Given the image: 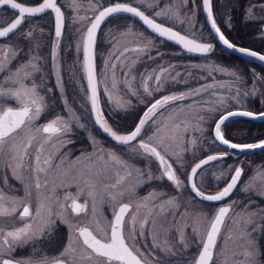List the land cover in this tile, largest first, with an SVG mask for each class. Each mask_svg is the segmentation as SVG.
Segmentation results:
<instances>
[{
    "label": "rangeland",
    "instance_id": "1",
    "mask_svg": "<svg viewBox=\"0 0 264 264\" xmlns=\"http://www.w3.org/2000/svg\"><path fill=\"white\" fill-rule=\"evenodd\" d=\"M109 1L111 0H75V3H73V0H57V3L62 8L64 16L62 35L56 38L51 33L50 46L46 54H39L37 51L40 46L39 42L41 35L44 34L45 30L35 20L25 17L22 25L11 37L7 39L5 37L0 38V55H2V49L5 45L18 50L16 59L9 63L7 69L0 71V83H2L5 77L11 72H14L20 64L26 63L30 59L33 60L38 70L33 71L32 76L29 80L25 81V83L29 85L35 84L37 86V91L45 98L44 103L46 105V111L42 114L41 118L35 122L36 125L39 126L45 122V120H52L57 116L68 120L72 117V114H75L76 117L80 118L79 123L84 124L85 128L81 129L73 125L72 133L67 136V139L73 141L75 139V132L79 130L87 142L86 146L78 145L76 148L73 143L67 144L64 147H61L59 142L55 143L54 146L53 144H45L41 154V160L52 155L53 165H56L59 164L61 158H64L65 154H67L64 159L63 169L70 172V175L63 178L71 180L82 167L81 162H77L74 165L72 162L76 161V158L79 157L82 152L91 153L93 151L89 140V133H91L98 142L99 147H102L105 153L104 160L95 161L96 167L102 173L99 177V182L101 184H114L117 179V173L123 176L127 171V169L107 160L106 154L109 151L115 152L120 159L126 161L129 166L139 168L145 172V176L143 177L145 182L136 189L135 194L131 197L125 196L121 199V201H125L132 205L130 212L126 214L125 217L126 223L124 225V233L128 238L127 242L130 245H134V250L138 248L140 252L143 253L140 257L151 264H190L199 245L197 241H201L208 220H210L215 210V206L213 204H206L202 200L195 198L188 191L185 182L187 170L196 158L218 149L212 142L210 136V127L217 113L234 107L245 108L252 111L260 110L253 108L251 104L256 103L259 106L264 104V75L256 67L253 68L249 66L241 69L239 67L236 68V66L225 65L220 60L214 59L212 55H210L211 53H206V56L205 54H198L195 56L190 52L181 51L179 49H169L161 43L159 38H156L136 24L131 15L127 18L129 19L127 22L120 25L110 24V20H106L105 23L100 25L97 30V32L99 31L98 37L95 39L94 67L100 110L110 126L111 124L105 115L108 114L110 110L120 109V107L114 103L116 99L122 97L124 100L130 101V104H127L123 108L131 106L132 103L136 101L143 102L144 108L141 114V117H143L144 112L147 111L148 107H150L155 100L168 95H178L180 93L188 94L187 99L172 102L165 108L160 109L159 113L154 118V122L149 121V123L145 125V131L142 132L141 138L146 139L147 136L152 135L156 131L157 125L163 127L164 123H168L169 131L167 135H171L172 125L180 124V131L177 134V138L174 141L171 139L166 140L165 143L167 145V152L172 154L166 156V159H168L169 163L173 164L174 169H179L177 175L180 177L181 181H183L182 187L176 189L171 183L172 189L170 190L162 187H154L149 183L151 180H147V173L150 171L153 175H159V163L154 159L137 156L132 152L131 147L117 144L99 133L89 113L83 75L81 42L85 27L91 17L103 5L109 3ZM125 1L142 11H147L151 17L165 22L174 28H178L187 35L196 39L205 40L207 38L206 32L202 30L203 25L201 20L197 21L194 15L193 0ZM250 1L251 0H249L248 3L251 9L253 7H258V4L253 5L254 3ZM214 3L217 14L224 18L228 16L232 6L235 5V0H214ZM169 9H171L174 15H164V12ZM157 12H161V15L156 16L155 14ZM2 13L3 11L0 10V25L4 24L12 17L11 15L5 18ZM254 18H258V21L253 20L249 22L258 23L264 21V15L260 13L254 15ZM225 21L226 20L223 22ZM29 32H31V36L27 35ZM259 32L261 33V31ZM261 35H263V33ZM148 40H151L152 43L143 54L131 51L124 54V57L121 58L123 60V66L120 61L115 59V56L119 55L125 48L132 49L146 43ZM54 46L55 57H53ZM113 63L117 65L115 74L118 83L116 92L113 93L110 98L109 92L112 91L113 73L111 65ZM161 68L166 69V72L163 74L162 80L158 86L153 74L159 73ZM129 69L130 75L125 76V73L129 72ZM215 69H220V71ZM224 70H227V73H235L236 75L226 74ZM148 76H152V79L148 80L151 95L144 92L142 83L143 79ZM237 77L240 79L237 80ZM125 81L131 83L137 95H131ZM65 83H68V86H66ZM220 84L224 86L220 87ZM208 85H212V87H208ZM52 87L56 96L50 95V89ZM157 88H159V90H157ZM67 89L69 92H67ZM238 89L239 95H237ZM192 90L199 91L194 94ZM245 93H248V95H245ZM221 98L225 101L224 106L214 103ZM248 100L251 101V104ZM54 101H58V104H55ZM7 106L15 107L16 105L14 102L8 101ZM210 107L217 108V111L209 112L200 110ZM45 114H48V117L42 119ZM169 116L172 117L171 120H168ZM198 116H203L204 120L199 121ZM186 123H191L192 125L198 123L202 131H196L193 127H189L185 131L184 125ZM118 132L120 134L126 133L125 131ZM35 135L36 140L33 141L32 147L29 149L30 162L33 164L35 163L34 156L36 148L43 139L42 134L35 133ZM192 141H195V143H192ZM24 142H27L26 137ZM136 144L137 142H133L132 147H135ZM176 153L180 154L179 160L176 158ZM245 156L239 157V155H231V157H229L230 167L228 169H226L227 167H224L223 162L218 159L210 161L208 164L198 169L196 176H194L195 183L201 185L200 188H202V186H209L210 183L211 185L219 184L228 176L233 166L237 163H241L243 167L242 177L238 187L233 191L230 197L225 200L229 205H232L233 201H238V203L234 205V211L229 213L225 218L224 224L221 226L216 247L213 250L212 264H244L245 258L242 253L246 248H249L247 241L242 238L246 227L244 223L246 217L237 216L236 213H243L245 205H248L251 211L264 209V202L262 204L257 199L261 198L264 200V198L256 195L254 192L241 191L246 182H248L257 171L264 172V156L256 159L247 157L243 160ZM4 175H7V183L10 188L16 189L17 191L11 192L8 187H4L3 179H0V187H4V191L9 195H23V191L18 181L13 179L11 171L4 169L3 165L0 164V177ZM136 175V172L133 171L132 177H130L127 182L135 183ZM39 178L41 183L40 192L46 193L48 188L51 187V182L54 178L53 173L51 171L40 173ZM45 180L49 181L47 186H45ZM256 183L259 187L262 181L257 180ZM153 190L157 193H165V195L161 197L162 200L175 197L178 207H169L167 211H160L159 208H154L152 210L153 215L149 218V223L145 225L143 235H137L135 241H133L127 221L130 219L131 213L136 211V206L142 201V198ZM65 191L75 194L76 187L72 186L67 189L58 190L61 195H63ZM36 196V190L33 189V209L36 205ZM83 201L84 197H81L80 202L83 203ZM249 201H251V203H249ZM156 203L158 202L151 201L149 206ZM139 211L140 217L143 218V216L148 213V208H140ZM99 212L102 214V218L97 217V219L100 220L101 227L107 229L113 209L109 204L105 203L99 207ZM201 213L207 214V219L204 215H199ZM69 217L73 219V222L86 225L93 230L94 233L96 232L97 225L92 216L91 201H89V206L85 213L72 217L69 210ZM0 223H2L5 228L10 229L20 226L22 222L17 215L13 218H5L3 221H0ZM65 227L67 231L65 242L56 253L47 254L39 250L36 246L31 248L32 243H29L27 245L30 246L31 250L28 249L21 253L22 255L18 256H15L14 252L11 254V257L18 259L34 257V259L39 260L45 255L48 257L58 255L59 252L62 251L64 245L68 243L69 230L67 225H65ZM193 228L198 229L199 236L194 235ZM247 230L251 232L252 226H247ZM137 232H139L138 225ZM181 233L184 239L183 244L181 243ZM97 234L99 235V233ZM262 237H264V230L252 233V238L255 240L259 251L258 264H264V250L261 245ZM38 242L39 241L35 242L34 245L38 244ZM154 245L156 246L154 247ZM74 247L77 249L76 255L80 256L82 244L77 241ZM80 264H102V260L101 258L93 257L92 260L81 261Z\"/></svg>",
    "mask_w": 264,
    "mask_h": 264
},
{
    "label": "snow or ice",
    "instance_id": "2",
    "mask_svg": "<svg viewBox=\"0 0 264 264\" xmlns=\"http://www.w3.org/2000/svg\"><path fill=\"white\" fill-rule=\"evenodd\" d=\"M75 3V0H73ZM0 6H7L18 13L17 18L8 23L7 26L0 28V38L10 37L22 25L25 17H33L45 13L46 10H51L55 13V35L59 38L62 35V26L64 16L56 3V0H42L37 6H25L16 0H0ZM203 8L207 13V19L211 24V28L215 31L219 41L222 42L229 49H234L242 54L257 57L259 60L264 61V55L258 54L246 48H238L232 44L217 26L216 20L213 17V12L210 6V0H203ZM251 15L252 9L248 10ZM117 13H127L132 16L138 17L148 28L158 34L160 37H166L170 41H174L181 45L188 52L206 54L212 51L213 46L209 43H201L196 39L189 38L182 35L169 27H164L156 23L154 19L149 18L145 13L137 7L128 4L116 3L114 5L104 7L99 11L98 15L91 22L87 28L86 33L82 38L83 43V68L86 73L87 86H88V100L91 104V113L95 119V124L106 133L114 142L120 145H127L131 147L132 152L137 156H143L148 159H154L159 162L160 174L153 175L150 171L147 173V180H161L166 178L176 189L182 187L183 181L177 175L179 169H174L173 164L168 162L166 156L172 155L167 152L166 140H175L180 131V124H173L171 128V135H167L169 131L168 123H164L163 127L157 125L156 131L147 136L146 139L141 138L142 132L145 131V125L149 121L154 122V118L159 113L160 109L165 108L175 101H182L188 98V94L180 93L178 95L163 96L155 100L154 103L148 107L144 112L143 117L139 119L135 128L127 134H120L114 130L113 127L105 120L104 114L100 110L99 99L97 95V79L93 64L92 49L95 44L96 32L101 23L108 17ZM156 16H160L161 12H157ZM164 15H174L171 9L164 12ZM31 36V32L27 33ZM152 43L148 40L146 43L138 45L132 49L125 48L115 59L120 61L123 66V60L126 52H136L143 54L148 46ZM17 49L10 48L7 45L3 46L2 55H0V71L8 68L9 63L17 57ZM53 57H55V46L53 47ZM35 59V58H34ZM134 63V62H133ZM117 65L113 63L111 68L112 73V91L109 92L110 98L117 90V79L115 69ZM38 70L37 65L33 60H28L26 63L20 64L14 72H11L5 77L4 81L0 83V164L3 168L10 170L13 179L18 181L23 195H9L4 191V187H8L9 191L15 192L16 189H11L7 183V175L0 177L3 179L4 187H0V221L5 218H13L18 215L19 220L22 222L20 226L5 228L0 223V264H80L81 261L92 260L93 257L101 258L102 264H145V261L140 258L143 253L138 248L134 250V245L127 242V237L124 233V225L126 223V214L130 212L132 205L130 203H123L121 199L125 196L131 197L135 194L136 189L140 187L145 181L143 177L145 172L139 168H134L128 165L126 161L113 151H109L106 156L107 160L127 169L126 174L121 176L117 173V179L114 184H101L99 177L102 174L96 167V160H104L105 153L102 147H99L95 137L89 133V140L92 145L93 151L91 153L82 152L74 165L77 162L82 163V167L76 172V175L71 180L64 179L63 177L70 175V172L63 169L64 158H61L60 163L53 165V156L49 155L41 160V154L45 144H53L59 142L61 147L67 144L74 143V141L67 139V136L72 133V126L77 128H85L84 124L79 123L80 118L72 114L68 120L57 116L54 119L44 123L43 125H36L42 114L46 111L44 97L37 91L35 84H26L25 81L29 80L33 71ZM220 71V69H215ZM226 74L235 76V73ZM166 69L161 68L159 73H154V78L159 86L163 74ZM130 75L129 72L125 76ZM152 76L143 79L144 92L151 95L149 90L148 80ZM240 78L237 77V80ZM131 95H137L133 90L130 82L125 81ZM223 87V84L219 85ZM212 87V85H208ZM159 90V88H157ZM107 91V89H106ZM199 90H192L194 94ZM239 95V89L237 90ZM248 95V93H245ZM8 101L15 103V107L7 106ZM118 107L123 108L130 101L124 100L122 97L114 100ZM221 106L225 105L223 98L214 102ZM201 111L216 112L217 108L210 107L208 109H200ZM245 116L250 118L264 117V112L259 114L252 111H226L220 114L219 119L215 121L214 136L215 140L220 144L226 145L228 148L236 149L239 151L264 149V140L258 143H233L226 139L222 133V126L227 120L233 116ZM172 117L169 116L168 120ZM199 121H203V116H198ZM193 127L196 131H202L199 124L192 125L186 123L184 130ZM35 133L42 134V142L36 148L33 164L30 162L29 149L32 147L33 141L36 140ZM25 137L27 142L25 143ZM139 138V139H138ZM133 142H137L135 147H132ZM195 143V141H192ZM176 158L180 159V154L176 153ZM227 153L220 155H209L206 159L200 160L191 168L190 174L187 177V183L191 187V191L197 197L206 201H221L225 197H230L233 191L238 187L242 177V168L236 167L234 174L231 175L230 181L226 186L215 194H205L196 183L193 182V177L196 176L197 170L203 165L208 164L222 158ZM53 173V180L51 187L48 188L46 193H41V183L39 174ZM133 171L136 172V182L128 183L132 177ZM219 178V177H218ZM257 180L262 181L260 186H257ZM49 184L45 180V186ZM72 186L76 187L75 194L64 192L63 195L58 192L60 189H67ZM33 189L36 190V205L32 207V194ZM244 192H254L256 195L264 198V172L257 171V173L246 182L245 186L241 189ZM165 193H157L155 190L149 192L142 198V201L137 204L136 211L132 212L129 224V232L133 241L137 235H143L145 225L149 223V218L153 215V209L159 208L160 211H167L169 207H178L175 197H169L167 200H162ZM81 197H84L83 203L80 202ZM91 201L92 216L97 225L96 232L94 233L87 226H81L78 222H73L69 217V210L72 217L79 216L85 213ZM151 201H157L156 204H151ZM109 204L113 209L112 219L108 222L107 229L101 227L100 220L102 214L99 212V207L103 204ZM238 201H233L232 205L219 207L214 215L208 220V227L206 235L201 241L202 244L198 255L190 264H212L213 250L216 247L217 237L221 231V226L224 224L225 218L230 212L234 211V205ZM251 203V201H249ZM140 208H148V213L140 217ZM204 215L207 219V214ZM237 216L246 217L244 223L246 225L242 238L245 239L249 245L242 253L244 256V264H258L259 251L256 246L255 240L252 238V233L264 230V209L258 211H251L248 205H245L243 213H236ZM59 221L62 225H67L69 230L68 243L64 245L62 251L58 255L48 257L43 256L41 259L36 260L34 257H27L21 259H12L11 254L17 248L24 247L25 245L50 237L55 230V225ZM137 225L139 232H137ZM247 226H252L251 232L247 230ZM99 233V235L97 234ZM195 236H199V231L193 228ZM79 241L82 244L80 249V256L76 255L77 249L74 245ZM181 243H184L183 234L181 233ZM156 245H154L155 247ZM139 253V255H138Z\"/></svg>",
    "mask_w": 264,
    "mask_h": 264
},
{
    "label": "trees",
    "instance_id": "3",
    "mask_svg": "<svg viewBox=\"0 0 264 264\" xmlns=\"http://www.w3.org/2000/svg\"><path fill=\"white\" fill-rule=\"evenodd\" d=\"M19 1L30 3V2H35L38 0H19ZM239 9L240 8L238 7V9L232 10V15H233L232 23H235V26H237L238 29H241L242 25L244 24V21L242 24L240 20V10ZM0 10L3 11L2 14L5 16V18L6 17L8 18L12 15V12L4 7H1ZM129 17H130V14L117 13V14H113L112 16L106 18V20H110L111 22L110 24L120 25L124 22H127V20H129L127 18ZM29 18L35 20L45 30L44 34L41 35V39L39 42L40 46L37 51L39 54L41 53L46 54V52H48L49 50L50 36L52 33L50 12L46 11L45 13L39 14L37 16L29 17ZM5 38L7 39L8 37H5ZM237 42L240 44L247 45V46H253L254 38L250 40V39L242 38V35H241L237 37ZM164 43L168 44L165 41ZM215 47L218 48V51L215 54L216 55L215 57L218 60H220L223 63L231 62L232 63L231 65L236 66V68L237 67L241 69L243 68L242 61H241V59L244 57L243 55L236 54V53L232 54V53L226 52L220 49L219 47H217L216 44H215ZM249 65H254V63L250 61ZM257 69L264 75V67H261V68L258 67ZM65 85L68 86V83H65ZM67 92H69L68 89H67ZM50 95L56 96L53 87L50 89ZM248 101L251 104V101L250 100ZM54 103L58 104V101H54ZM251 106L256 109H261L262 107L264 108V104L259 106L256 103H252ZM143 108H144V103L136 101V102H133L132 105L127 108L110 110V112L106 114L105 117L108 119L113 129H115L116 131H120V132H124V131L127 132L137 123V121L141 117ZM47 117H48V114H45L42 117V119L47 118ZM239 121H243V124L240 125ZM222 130H223V134H225L228 138H231L232 140L241 139V138H245L246 140H255V139H258L264 136V120L253 121V120H249V119H245L241 117H235V118H231L230 122L225 123L222 127ZM74 137L75 139L73 140L74 141L73 145L75 146V148L78 147V145L86 146L87 142L84 136L82 135L81 131L79 130L76 131L74 134ZM260 152L261 151H254V152L251 151V152L244 153V155H247L249 157H253L254 159H256V158H259ZM149 183L154 187H162L167 190L172 189L170 182H168L166 179L151 180ZM66 232L67 231H66L65 225H62L61 223L57 222L55 225V230L51 234V236L46 237L45 239L39 240L38 244L36 245L32 244L31 248L36 246L39 248V250H42L43 252L47 254H54L64 244L65 239H66ZM261 245L264 250V237L261 238ZM31 248L29 245H25L24 247L17 248L15 253L17 255H22L21 253L27 251L28 249L31 250Z\"/></svg>",
    "mask_w": 264,
    "mask_h": 264
},
{
    "label": "flooded vegetation",
    "instance_id": "4",
    "mask_svg": "<svg viewBox=\"0 0 264 264\" xmlns=\"http://www.w3.org/2000/svg\"><path fill=\"white\" fill-rule=\"evenodd\" d=\"M113 1H115V0H111V1H109V3L110 2H113ZM248 1L249 0H235V5H233L232 6V8H231V11L228 13V16H226V17H224V18H222V17H220L218 14H217V12H216V6H215V3H214V0H210V6H211V9H212V12H213V17H214V19L216 20V23H217V26L220 28V30H221V32L225 35V37L229 40V41H231L232 43H235V44H238V45H242V46H246V47H249V48H252V49H254V50H256V51H258V52H260V53H262V54H264V28H263V25H264V21H261V22H258V23H253V22H249V21H253V20H255V21H258L257 19L258 18H254V15H258L259 13L260 14H262V15H264V0H251L254 4L253 5H255V4H258V7H253L252 9V12H251V15H249V12H248V10L250 9V4L248 3ZM250 1V2H251ZM35 2H37V1H35ZM122 2H125V3H128V2H126L125 0L124 1H122ZM30 3H34V2H30ZM106 4H108V3H106ZM128 4H130V3H128ZM190 4H191V2H190ZM192 4H193V11H194V15H195V17H196V19H197V21H199V20H201V22H202V25H203V31H205L206 32V36H207V38L205 39V40H207V41H205L204 39H196V38H194V37H192V36H190V35H187V34H185L184 32H182L181 30H179L178 28H174V27H172V26H170V25H168L167 23H165V22H162V21H160V20H158V19H155V18H153V17H151L150 15H149V13L146 11H143L146 15H148L149 17H151L152 19H154V20H156V21H158V22H160V23H162V24H164V25H166V26H168V27H171V28H173V29H175L176 31H178V32H180V33H182V34H185V35H187V36H189V37H191V38H194V39H196V40H198V41H200V42H203V43H209L210 42V44L213 46V48H212V51L211 52H209V53H211L210 55H212V57L214 58V59H217L215 56V54L217 53V51H218V48H216L215 47V44L217 45V47H219L220 49H222V50H224V51H226V52H229V51H227V50H225V49H223L222 47H220L214 40H213V38H212V36H211V34H210V32H209V30H208V28H207V26H206V24H205V22H204V19H203V14H202V12H201V7H200V0H193L192 1ZM252 4V3H251ZM132 5V4H131ZM194 6H195V8H194ZM61 7V6H60ZM238 7L240 8L239 10H240V20H241V22H242V24H243V21H244V24L242 25V28L241 29H238L237 28V26H235V23H232L231 21H232V18H233V15H232V10L233 9H238ZM62 9V8H61ZM141 10V9H140ZM256 10V11H255ZM142 11V10H141ZM131 15V14H130ZM132 16V15H131ZM133 17V20H134V22L136 23V24H138L140 27H142L143 28V30H145V31H147V32H149L150 34H152L153 36H155L156 38H159L160 40H161V43L165 46V47H167V48H169V49H172V48H174V49H179V50H181V51H186V52H188L187 50H185V49H182V48H180V47H178V46H176V45H174V44H172L171 42H169V41H167V40H165V39H163V38H161V37H159V36H157V35H155V34H153L152 32H150L149 30H147L145 27H143L142 26V24L134 17V16H132ZM106 20V19H105ZM105 20L101 23V25L103 24V23H105ZM136 20V21H135ZM224 20H226L225 22H223ZM248 22V23H247ZM88 25V24H87ZM86 28V27H85ZM85 31V30H84ZM259 31H261V33L259 32ZM260 35H259V34ZM263 33V35H261ZM98 34H99V31L97 32V34H96V37H98ZM242 35V38H246V39H253L254 38V45L253 46H247V45H244V44H240V43H238L237 42V37L238 36H241ZM164 41L165 42H167L168 44H166V43H164ZM212 42V43H211ZM96 44V43H95ZM95 44H94V47H95ZM171 46V47H170ZM190 53H192V52H190ZM208 53V54H209ZM229 53H232V52H229ZM198 54H200V53H192V55H195V56H197ZM233 54V53H232ZM205 56H206V54H205ZM244 57L241 59V61H242V65H243V67H245V68H247V67H249V66H252L253 68H255V67H264V64L263 63H261L260 61H258V60H255V59H253V58H251V57H249V56H245V55H243ZM218 60V59H217ZM250 61H252L253 63H254V65H249V62ZM225 65L227 64V65H231L232 63L231 62H226V63H224ZM229 109V108H228ZM263 109V108H262ZM262 109H260V110H262ZM225 110H227V109H225ZM225 110H223V111H225ZM223 111H221V112H219V113H217L216 114V116L214 117V119L217 117V115H219L220 113H222ZM232 118H235V117H232ZM241 118H244V117H241ZM214 119H213V121H214ZM231 119V118H230ZM230 119L229 120H227L225 123H227V122H230ZM245 119H247V118H245ZM264 120V119H263ZM212 124H213V122H212ZM239 124L241 125V124H243V121H239ZM212 126V125H211ZM96 127V126H95ZM223 127V126H222ZM97 128V127H96ZM98 129V128H97ZM210 129H211V127H210ZM98 131H99V129H98ZM99 133H101L100 131H99ZM222 133H223V130H222ZM102 134V133H101ZM103 135V134H102ZM105 136V135H104ZM224 136H225V138L226 139H229L230 141H233V142H241V143H243V142H252V141H254V140H246L245 138H241V139H236V140H232L231 138H228L225 134H224ZM107 137V136H106ZM108 138V137H107ZM261 138H264V136L263 137H261ZM261 138H258V139H261ZM108 139H110V138H108ZM255 140H257V139H255ZM212 142L214 143V145L218 148L216 151H212V153H214L215 155H220V154H222V153H227V155H223L222 156V158H220V159H218L219 161H222L223 162V166L224 167H227L226 169H228L229 167H230V165H229V162H230V158L229 157H231V155H235V156H237V155H239V157H241V156H245L244 155V153H233V152H231V151H229V150H226V149H224V148H222L221 146H219L213 139H212ZM258 151H261L260 152V154H259V157L261 158L262 156H264V149H261V150H258ZM254 152V151H253ZM211 153V152H210ZM247 157H249V156H245V157H243V160H245V158H247ZM237 163V162H236ZM236 167H241L242 169H243V167H242V165H241V163H237L236 165H234L233 166V169L229 172V174H228V176L223 180V181H221L219 184H217V185H211V183H210V185L209 186H206V187H208V188H206L205 186L203 187L202 186V188H200V186L201 185H199V184H197V186L200 188V190L201 189H204V190H201V191H203V192H205V193H212V192H215V191H217V190H219L224 184H225V182L227 181V179L230 177V175L232 174V172L235 170V168ZM193 182L195 183V181H194V177H193ZM195 197V196H194ZM195 198H197V197H195ZM226 198H228V197H225L223 200H221V201H213V202H211V201H203V202H205L206 204H213L214 206H215V209H216V207L219 205V204H227V205H229L228 203H226ZM198 199V198H197ZM258 200H259V202H261L262 204H263V202H264V200H262L261 198H257ZM200 200V199H199ZM258 202V201H257ZM214 212H215V210H214ZM213 212V213H214ZM199 245H200V243H199ZM199 245H198V247H199ZM197 247V248H198ZM14 255L15 256H18L16 253H14ZM11 258H14V259H18V258H15V257H11Z\"/></svg>",
    "mask_w": 264,
    "mask_h": 264
},
{
    "label": "water",
    "instance_id": "5",
    "mask_svg": "<svg viewBox=\"0 0 264 264\" xmlns=\"http://www.w3.org/2000/svg\"><path fill=\"white\" fill-rule=\"evenodd\" d=\"M16 2H18V3H22V4L25 5V6H37L38 3L42 2V0H38L37 2H34V3H25V2H21V1H19V0H16ZM56 3H57V2H56ZM116 3L128 4V3H125V2H121V1H113V2H110V3L106 4V5H104L103 7H101V8H100V9H99V10L93 15V17L90 19L88 25H87L86 28H85L84 34L86 33V30H87V28L90 26L91 22L95 19V16L98 15L99 11L103 10L104 7H108V6L114 5V4H116ZM57 5L59 6L58 3H57ZM128 5L133 6V5H131V4H128ZM0 7H5V8H7L8 10H10V11H12V12L14 13V15H13V16H12L7 22H5L4 24L0 25V28H3V27H5V26H7L8 23L12 22L15 18H17L18 13H16L15 10L10 9V7H7V6H0ZM59 7H60V6H59ZM133 7H135V6H133ZM200 7H201V12H202V14H203L204 22H205V24H206V26H207V28H208V30H209V32H210V34H211L213 40H214V41H215L220 47H222L223 49H225V50H227V51H229V52L236 53V54H240V55H245V54H242V53H240V52H238V51H235L234 49H229L227 46H225L222 42L219 41L218 37L216 36L215 31L211 28V24H210V22H209L208 19H207V13H206V11H205L204 8H203V0H200ZM139 10H140V9H139ZM46 11H49L50 14H51V20H52V33H53V35L56 37V35H55V13L52 12L51 10H46ZM61 11H62V9H61ZM145 15H146V14H145ZM147 16H148V15H147ZM134 17H135V16H134ZM135 18H136V19L142 24L143 27H145L147 30H149V31L152 32L153 34L159 36L158 34H156L155 32H153L152 29L148 28L147 25H145V24H144V23H143L138 17H135ZM149 18H151V17H149ZM151 19H152V18H151ZM154 21H155L156 23L161 24V25L164 26V27H168V26H166V25H164V24H162V23H160V22H158V21H156V20H154ZM169 28H171V27H169ZM263 28H264V25H263ZM171 29H173V28H171ZM173 30L176 31L175 29H173ZM177 32H178V31H177ZM179 33H180V32H179ZM84 34H83V36H84ZM180 34H182V33H180ZM182 35H185V34H182ZM186 36H187V35H186ZM159 37H160V36H159ZM188 37H189V36H188ZM3 38H4V37H3ZM56 38H57V37H56ZM82 38H83V37H82ZM161 38H163V39H165V40L171 42L172 44H174V45H176V46H178V47H180V48H182V49H184L181 45L177 44V43L174 42V41H170V40H168L166 37H161ZM189 38H191V37H189ZM192 39H194V38H192ZM197 41H198V40H197ZM198 42H200V41H198ZM230 42H231V41H230ZM201 43H203V42H201ZM231 43H232V42H231ZM232 44H234V45H235L236 47H238V48H246V49H249V50H251V51H255V52H257L258 54L264 55V54H262V53H260V52H258V51H256V50H254V49H252V48H249V47H246V46H242V45H238V44H235V43H232ZM185 50H186V49H185ZM81 54H82V63H83V43H81ZM92 56H93V64H94L93 49H92ZM245 56H248V55H245ZM249 57H251V58H253V59H255V60H258V61H260L261 63L264 64V61L259 60L257 57H252V56H249ZM83 75H84L85 86H86V93H87V98H88V86H87V79H86V73H85V71H84V68H83ZM88 104H89V110H90V114H91L92 120H93V122H94V124H95V119H94V117H93V115H92V113H91V104H90L89 100H88ZM243 110L252 111V110L245 109V108H231V109H228V110L223 111L222 113H224V112H226V111H243ZM252 112L259 114L260 112H264V109H263V110H259V111H252ZM222 113H220V114H222ZM220 114L214 119L213 124H212V126H211V129H210L211 138H212V139H213V140H214L219 146H221L222 148H224V149H226V150H229V151H232V152H242V151H239V150H236V149L228 148L226 145H222V144L219 143V141L215 140V136H214V125H215V121L219 119ZM237 116H238V117H244V118H247V119H250V120H261V119H264V117H259V116H258L257 118H250V117L239 116V115H237ZM233 117H235V116H233ZM48 121H50V120H47V121L43 122L41 125H43L44 123H46V122H48ZM95 126L99 129V131H100L103 135H105V136H107L108 138H110L106 133H104V132L99 128V126H97L96 124H95ZM135 126H136V124H135ZM135 126H134L131 130H133V129L135 128ZM131 130H130V131H131ZM130 131H128V132H130ZM128 132H126V133H124V134H127ZM110 139H111V138H110ZM260 140H264V138H261V139H259V140L253 141V142H243V143H258ZM231 142H233V141H231ZM233 143H241V142H233ZM255 150H260V149L245 150V151H243V152H249V151H255ZM209 155H215V154L211 152V153H207V154H204V155L200 156L199 158H197L196 160H194V161L191 163V165L189 166V168H188V171H187V174H186V187H187V189L189 190V192H190L191 194H193L194 196H196L195 193H193V192L191 191V187H190V185H188V183H187V177H188V174H190V172H191V168L194 167L196 163H198V162H199L200 160H202V159H206L207 156H209ZM157 162H158V161H157ZM158 163H159V162H158ZM232 174H234V171L232 172ZM232 174H231V175H232ZM231 175H230V177L227 179V181L225 182V184H224L219 190H221L223 187L226 186V183H227L228 181H230ZM219 190H217V191H219ZM217 191L212 192V193H205V192H204V193H205V194H215ZM196 197H197V196H196ZM198 198L201 199L200 197H198ZM201 200H202V199H201ZM204 201H206V200H204ZM121 202H123V203H127V202H124V201H121ZM222 206H227V204H220V205H218V206L216 207V209H215V212L218 210L219 207H222ZM215 212L213 213V215L215 214ZM112 216H113V212H112V215H111L110 220L112 219ZM81 226H86V225H81ZM207 227H208V225H207ZM207 227H206V229H207ZM206 229H205V232H204V234H203L202 240H203V238H204L205 235H206ZM201 247H202V244L200 243V246H199V248H198V250H197V252H196L194 258L198 255V252H199V250L201 249ZM194 258H193V260H194ZM12 259H14V258H12ZM141 259H142V258H141ZM142 260H143V259H142ZM193 260H192V261H193ZM144 261H145V260H144ZM145 264H151V263H148L147 261H145Z\"/></svg>",
    "mask_w": 264,
    "mask_h": 264
}]
</instances>
